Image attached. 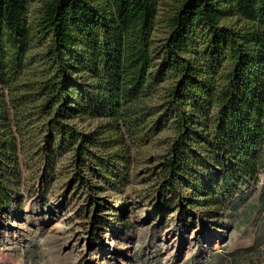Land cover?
<instances>
[{"label":"trees","instance_id":"1","mask_svg":"<svg viewBox=\"0 0 264 264\" xmlns=\"http://www.w3.org/2000/svg\"><path fill=\"white\" fill-rule=\"evenodd\" d=\"M35 1L0 0V207L13 202L11 175L20 167L5 89L35 68L30 57L44 41L41 76L29 86L40 98L38 110L74 141L89 142L61 122L67 116L101 120L102 131L117 137L126 130L128 167L127 141L152 115L154 81L168 80L159 111L175 138L161 182L177 201L189 170L216 168L210 179L216 191L204 189L199 200L219 216L220 194L264 171V0H181L166 17L159 46L153 39L159 0H43L32 24L27 6ZM70 72L93 88L79 89L66 78Z\"/></svg>","mask_w":264,"mask_h":264},{"label":"rangeland","instance_id":"2","mask_svg":"<svg viewBox=\"0 0 264 264\" xmlns=\"http://www.w3.org/2000/svg\"><path fill=\"white\" fill-rule=\"evenodd\" d=\"M180 2L158 1L155 45L166 38V17ZM42 3L27 6L32 24L41 17ZM46 45L38 44L30 57L35 68L24 73L18 86L5 89L18 133L20 167L11 175L13 202L0 207V264H113L117 259L122 264H264V171L230 194L221 193L219 216L199 200L204 189L216 191L217 182L210 181L216 168L189 170L178 183L177 201L161 182V163L175 138L161 125L165 120L159 111L170 82L154 81L147 100L152 115L139 134L129 137L131 162L126 167V130L117 137L102 131L101 120L87 124L67 116L61 122L88 137L89 142L78 143L38 110L40 98L29 85L41 76L39 58ZM67 77L82 91L93 88L78 72ZM119 153L124 156L120 161L108 158ZM204 224L205 234L219 239L203 238L197 244ZM10 230L16 231L13 244ZM179 239L192 251L184 248L171 260L177 253L172 244Z\"/></svg>","mask_w":264,"mask_h":264},{"label":"bare ground","instance_id":"3","mask_svg":"<svg viewBox=\"0 0 264 264\" xmlns=\"http://www.w3.org/2000/svg\"><path fill=\"white\" fill-rule=\"evenodd\" d=\"M205 231H206V225L204 224L203 225V227L197 232V235H196V237H195V241H196V243L198 244V243H200V240H202L203 238L205 239V238H209V240H210V242H212V241H214V239L215 238H217V239H219V236H215V235H212V234H205ZM16 231L15 230H10V231H8V235L10 236V240H11V244H13L14 243V235H12V234H14ZM223 236H224V234L222 235V236H220V238L222 237L223 238ZM221 238V239H222ZM184 239H182V240H175L174 242L175 243H173L172 245H175V247L177 248V253H176V255L175 256H172V255H170V259L171 260H173L175 257H179V256H181L182 254H183V252H184V248H185V252L187 251V252H190V251H192V249H189V250H187L186 249V247H184V246H182L183 244H184ZM219 241V240H218ZM178 242V243H177ZM2 245L0 244V247H1ZM205 247V246H204ZM201 250V252H204L205 251V248H201L200 249ZM126 256H127V254H125ZM124 256V254L122 255V257ZM6 264H12V263H6ZM14 264H19L18 262H14ZM54 264H70V262H68V261H65V262H63V263H60V261H55V263ZM92 264V263H91ZM113 264H122L121 262H120V260L119 259H117V260H115V262H113Z\"/></svg>","mask_w":264,"mask_h":264}]
</instances>
